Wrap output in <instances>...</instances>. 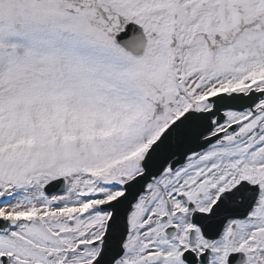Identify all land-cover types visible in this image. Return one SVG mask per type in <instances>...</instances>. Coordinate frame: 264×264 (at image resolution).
Returning a JSON list of instances; mask_svg holds the SVG:
<instances>
[{
	"label": "snow or ice",
	"instance_id": "snow-or-ice-1",
	"mask_svg": "<svg viewBox=\"0 0 264 264\" xmlns=\"http://www.w3.org/2000/svg\"><path fill=\"white\" fill-rule=\"evenodd\" d=\"M0 264H264V0H0Z\"/></svg>",
	"mask_w": 264,
	"mask_h": 264
}]
</instances>
